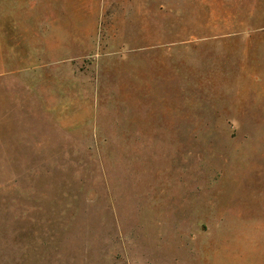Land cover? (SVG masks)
Listing matches in <instances>:
<instances>
[{
    "label": "rangeland",
    "instance_id": "1",
    "mask_svg": "<svg viewBox=\"0 0 264 264\" xmlns=\"http://www.w3.org/2000/svg\"><path fill=\"white\" fill-rule=\"evenodd\" d=\"M0 264H264V0H0Z\"/></svg>",
    "mask_w": 264,
    "mask_h": 264
}]
</instances>
